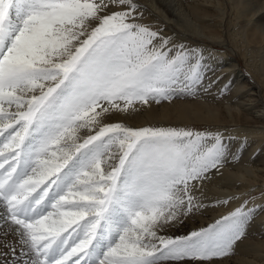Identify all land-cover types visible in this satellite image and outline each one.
Segmentation results:
<instances>
[{
    "label": "snow or ice",
    "instance_id": "6c2138e0",
    "mask_svg": "<svg viewBox=\"0 0 264 264\" xmlns=\"http://www.w3.org/2000/svg\"><path fill=\"white\" fill-rule=\"evenodd\" d=\"M110 5L122 10L103 14ZM140 7L0 0V236L14 235L4 246L14 256L19 246L15 264L211 261L245 235L254 209L243 206L187 235L160 234L205 206L193 182L238 158L230 138L102 123L194 94L208 71L202 49L136 22Z\"/></svg>",
    "mask_w": 264,
    "mask_h": 264
},
{
    "label": "bare ground",
    "instance_id": "6f19581e",
    "mask_svg": "<svg viewBox=\"0 0 264 264\" xmlns=\"http://www.w3.org/2000/svg\"><path fill=\"white\" fill-rule=\"evenodd\" d=\"M141 1L138 2L141 6L138 14H135L136 22L150 23L153 27L164 25L162 21L158 23L153 21L156 13L167 19L169 27L157 31L162 36L169 37L171 43H183L191 48L202 49L208 71L203 85L194 94L178 92L166 101L151 102L147 105L138 104L134 111L106 115L102 123L121 122L133 128L164 124H167L165 128H183L193 124L206 127L208 132H220L225 138H230L231 150L234 153L239 151L238 158L230 157L218 169L210 170L208 177L213 175L212 181L207 179L193 182L195 185L192 189L193 194L205 206L194 214H189L182 223L166 227L160 234L182 236L206 228L218 220V217L228 214L246 200L243 208L254 211L245 227V235L234 244L231 255L211 261L185 260L170 264H264V59L262 58L260 65H255L250 61L253 57L249 54L251 51L248 53L250 49L264 48V0H254L257 7L251 8L252 10L247 14H242L244 19L240 30L232 28L234 29L232 31L231 24L225 23L224 33L215 24L223 19L220 14L222 12L224 14L223 9L227 7L226 0H156L154 6L156 13H151V9L149 10ZM238 3H241V0ZM232 4L235 6L234 1ZM178 9L183 10L182 12L186 10L191 14L192 19L189 20L191 28L182 26L173 18ZM119 10H122V6L110 5L103 14ZM238 11L239 9L230 7L227 19L230 23L239 16ZM170 21L181 31H176ZM95 26V24L91 25V27ZM193 36H203L208 39L207 41L219 43L221 39L239 55L240 60L226 50L220 49V45L214 46ZM83 38L86 37L81 39ZM248 55L252 56L251 59ZM243 67L251 72L254 83L243 72ZM214 93L216 95L220 93L219 95L222 96L225 94L223 101L225 104L222 101L215 103ZM89 134H94V130H79L81 139ZM244 171H250L251 176L249 174L247 177L244 176ZM231 177L233 179L229 182ZM2 214L3 209L0 208V215ZM3 229L4 222L0 220V231ZM13 240L12 234L6 238L0 236V257L5 256L9 251L4 246L5 243ZM16 250L18 252L20 250L18 245Z\"/></svg>",
    "mask_w": 264,
    "mask_h": 264
},
{
    "label": "rangeland",
    "instance_id": "374dc122",
    "mask_svg": "<svg viewBox=\"0 0 264 264\" xmlns=\"http://www.w3.org/2000/svg\"><path fill=\"white\" fill-rule=\"evenodd\" d=\"M143 1V4H145L148 8H149V10H150V12L151 13H156L157 11L156 10H154L155 8H154V6H156L155 4H156V0H142ZM141 1V2H142ZM227 1V7L225 8V9H223L224 10V14H223V10L221 11V10H219L220 12H222V14H220L221 16H223L222 18L223 19H221L220 20V23L218 22L217 24H215V26H217V28L218 29H220L221 31H222V33H224V31H225V23H229V24H231V26L233 25V22H234V25L231 27L230 26V30H232V28H234V29H239L240 30V28L243 26V16H242V14H247V12H250L253 8H256L257 7V4H256V2L254 1V0H241V3H238V2H240V0H226ZM232 1V2H231ZM233 1H234V3H235V6H233ZM135 2L136 3H138L139 2V0H135ZM243 2V3H242ZM244 2H246V3H244ZM248 2V3H247ZM238 3V4H237ZM232 4V5H231ZM232 6V8H236V9H239V11H238V17L236 18V20H234V21H232L231 23H230V21H228L227 19L229 18V11H230V7ZM237 6V7H236ZM243 6H244V8H243ZM247 6V7H246ZM247 9H246V8ZM248 7L250 8V9H248ZM228 8V9H227ZM252 8V9H251ZM182 9H184V7H182ZM242 10V11H241ZM246 10V11H245ZM183 10H181V9H178V10H176V13H175V16H173V18L176 20V22L177 23H179V24H181L182 26H184V27H189V28H191V24L189 23V20H191L192 18H191V14H189V13H187L186 12V10H184V12H182ZM226 11V12H225ZM180 12V13H179ZM227 14V15H226ZM156 15V17L155 18H153L152 20L153 21H155L156 23H158V22H161L162 21V23H165L164 25H160V26H156V27H153V26H151V24L150 23H145V25H147V26H149V27H151L153 30H159V29H161V28H164V27H169L168 26V22L169 21H167V19H165L164 17H162V16H160L158 13H156L155 14ZM241 17V18H240ZM172 18V20H174ZM239 19V20H238ZM174 20V21H175ZM179 20V21H178ZM241 20V21H240ZM222 21V22H221ZM228 21V22H227ZM237 21H239V22H237ZM241 22V23H240ZM170 24H173L171 21H170ZM219 24V25H218ZM222 24V25H221ZM242 25V26H241ZM172 27H174V29L176 30V31H181V29L176 25L175 26V24H173V25H171ZM193 26V25H192ZM222 26V27H221ZM224 26V27H223ZM241 26V27H240ZM158 28V29H157ZM177 28H178V30H177ZM233 29V30H234ZM232 30V31H233ZM263 30H264V28H263ZM193 38H196L197 40H200V41H205V42H208V43H210V44H212V45H220L219 46V48L220 49H223V50H226L230 55H232L233 57H235L236 59H239L240 60V58H239V55L235 52V51H233V50H231V48H230V46L228 45V44H226L224 41H222L221 39L219 40L220 41V43L218 42V41H213L214 42V44H213V42H210V41H207L208 39L206 38V37H203V36H201V37H197V36H193ZM216 43H218V44H216ZM225 43V44H224ZM249 51H251L250 53H249ZM253 51H255V52H253ZM248 53L249 54H251L250 56L252 57V59H251V57L249 56L248 58L249 59H251L250 61L251 62H253V64H255V65H260V63L262 62V60L264 59V48H259V49H250V50H248ZM247 53V54H248ZM254 54V55H253ZM263 54V55H262ZM254 58V59H253ZM263 58V59H262ZM253 60V61H252ZM256 60V61H255ZM256 62H257V64H256ZM219 64H220V62H218ZM213 68H216V67H213ZM242 70H243V72L249 77V79H250V81H252L253 83H254V79H253V77H252V75H251V72H249V71H247L244 67L242 68ZM248 72H249V74H248ZM209 91V90H208ZM205 92H207V91H205ZM221 93V92H220ZM219 93V94H220ZM215 94V93H214ZM218 93H217V95H216V98L214 99V101H216L215 103H220L219 101H224V95L222 96V95H219ZM221 94H223V93H221ZM218 96H221L222 98H218ZM163 101H166V100H163ZM218 101V102H217ZM151 102H153V103H156V102H154V101H150L149 103H151ZM221 102V104H225V102H223L222 103ZM230 104V103H229ZM138 104H136V106L135 107H138L137 106ZM167 124H164V125H156V126H153V125H148L147 127H165ZM216 127V126H215ZM184 129H191V130H194V131H208V129L206 128V127H204V126H197V125H188L187 127H183ZM255 154V152L253 153V155ZM243 166H245V165H243ZM246 167V166H245ZM210 173H208L207 174V177L205 178V179H203V180H207V179H209V180H213V178H214V176L213 175H210L209 177H208V175H209ZM248 174H249V176H251V172L250 171H244L243 172V175L244 176H248ZM231 180H229V182L230 181H232V179H233V177H231L230 178ZM211 180V181H212ZM202 181V180H201ZM197 182V181H196ZM198 182H200V181H198ZM246 200L239 206V207H237V208H240L241 206H243L244 207V205L246 204ZM236 208V209H237ZM236 209H234V210H232L231 212H229L228 214H225V215H223V216H220V217H218V220L221 218V217H224V216H227V215H229L230 213H232V212H234ZM1 244V243H0ZM19 252H20V250H19ZM18 252V250H16V255L14 256L10 251H8L7 252V254H5V256H8V257H10V258H4L5 256L4 255H2V257H0V264H14V262L19 258V256H20V253ZM232 254V253H231ZM231 254H229V255H231ZM12 255V256H11ZM228 255V256H229ZM2 259V260H1ZM7 259V260H6ZM13 259V260H12ZM214 259H220V258H214ZM11 262H10V261ZM172 262H174V261H167V262H163V264H170V263H172Z\"/></svg>",
    "mask_w": 264,
    "mask_h": 264
}]
</instances>
